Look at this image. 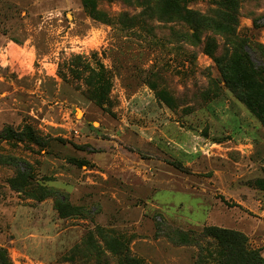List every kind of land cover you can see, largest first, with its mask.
Here are the masks:
<instances>
[{
	"label": "rangeland",
	"instance_id": "1",
	"mask_svg": "<svg viewBox=\"0 0 264 264\" xmlns=\"http://www.w3.org/2000/svg\"><path fill=\"white\" fill-rule=\"evenodd\" d=\"M164 2L0 0V264H220L207 225L264 256V121L205 50L264 83V0Z\"/></svg>",
	"mask_w": 264,
	"mask_h": 264
},
{
	"label": "trees",
	"instance_id": "2",
	"mask_svg": "<svg viewBox=\"0 0 264 264\" xmlns=\"http://www.w3.org/2000/svg\"><path fill=\"white\" fill-rule=\"evenodd\" d=\"M223 2L230 4L231 7L235 4L234 0H223ZM163 11L165 14H175L178 17L181 15L192 23L197 21V13L187 8L186 0H165ZM224 20L225 25L217 23V21L211 22L216 27L225 30V32L231 31V23L234 22L235 15L230 13L228 16L226 15ZM205 48L219 65L227 86L235 92L261 121H264V83L256 78L255 74L258 71L253 66L248 67L246 65L245 56L249 54L244 50V47H241L240 50L236 48L232 58L215 56L216 46L214 41H209ZM76 59L80 63L74 62L72 64L78 67L81 66L79 64H83L81 66L82 69H72V71L75 74H83L86 70V57L78 56ZM59 72L61 73V69ZM84 81L85 83L87 81L89 85L96 83V96L102 104L105 103L104 74L97 72L93 76L89 75ZM195 235L197 240L211 239L216 243L220 264H264V256L261 250L252 248L248 243L247 236L241 231L217 225H207Z\"/></svg>",
	"mask_w": 264,
	"mask_h": 264
}]
</instances>
